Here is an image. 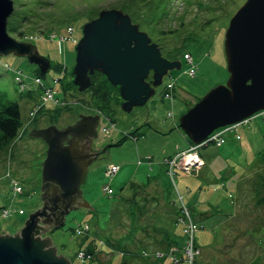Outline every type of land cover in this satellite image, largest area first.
Returning <instances> with one entry per match:
<instances>
[{
	"label": "rangeland",
	"instance_id": "1",
	"mask_svg": "<svg viewBox=\"0 0 264 264\" xmlns=\"http://www.w3.org/2000/svg\"><path fill=\"white\" fill-rule=\"evenodd\" d=\"M12 1L15 7V1ZM117 1L70 0L67 3L68 0H50L47 6H37L35 12L41 17L49 10L51 15L66 12V22L51 30L45 28L44 22L39 19L34 25L29 24L31 27L17 24L15 31L8 33L17 41L31 43L50 63L51 68L39 79L56 95L53 100L45 102L42 109L39 107L41 111L37 115L29 112L35 113L37 106L41 105L42 88L35 82L36 78L38 80L35 73L38 67L30 64L25 57H0V92L9 100L19 103L24 124L12 146L0 152V235L13 236L19 232L29 215L43 204L41 163L47 147L41 139L28 134L33 129H42L51 124L62 129L74 124L79 114L99 115L97 137L91 142V150L100 153L88 167L86 181L82 186V197L89 207L71 210L62 227L46 233L57 255L68 258L72 264H121L123 257L120 251L123 250L132 254L146 252L148 256L144 257L145 260L138 257L132 260L134 264H148L153 261L155 250L161 248V233L157 229L162 227L166 230L171 228L173 239L181 244L180 226L174 223L173 208L170 205L175 200V194L170 188L167 175H162L157 164L187 145L185 135L177 128L182 113L197 98H201L215 86L226 83L229 75L224 54L225 33L230 18L245 2L172 0L170 14L155 26L153 23L140 25L136 21L140 19L139 16L149 14V0H139L133 6H128L129 9L134 8L135 16L128 11L123 12L131 17L134 24L139 25L140 31L149 35L162 57L180 61L181 68L169 71L163 77L162 84L156 87L154 95L144 106L135 107L126 113L122 111L118 101L112 98L101 113L90 92H79L70 85L72 78L64 73L63 68L67 67L68 72L74 68L76 48L82 38L84 24L95 19L99 12L113 9L109 7ZM199 3L205 6L198 9ZM182 21L183 25L180 26ZM208 21L210 22L206 24ZM160 30L174 32L161 35L158 32ZM24 31L32 32L25 36ZM19 32L24 33L22 37L18 36ZM57 65L63 66L60 72L53 68ZM190 66L197 68L195 76L188 74ZM15 72H21V83L15 77ZM169 82L174 85L173 98L163 97L164 88ZM22 90L24 91L21 92ZM58 109L60 112L57 119L51 120L49 116ZM263 115L264 113L257 114L260 117H255L250 124L239 128L241 143L234 141L230 134L221 148L214 145L200 148L198 152L204 160L205 173L199 177V173L196 176L177 171L176 183L181 192L185 191V182L192 188L198 184L204 187L203 191H197L198 197L202 192H209L208 197L211 195L213 203L222 198L230 203L226 192L219 189L223 181L227 192L231 191L233 195L229 217V212L219 213L212 220L198 222L199 227L203 228L196 233V242L202 250L200 261L205 264H264V210L253 206L251 192L257 182L256 174L251 170L252 162L264 145ZM134 135L137 139L133 138ZM249 136L253 137V141H248ZM146 158L151 160L146 161ZM149 163L155 169L159 168L157 176L158 186L161 188L157 192V201L152 198V189L145 191L147 196L139 194L148 203L142 202L146 209L136 219L132 216L136 207L127 202V199L135 195L128 184L146 183L149 176V168L146 166ZM113 165L119 167L118 172L106 177V169ZM7 173L21 185L24 194L14 195ZM209 179L212 181L209 182ZM239 179L241 181L238 183ZM236 183L239 185L237 192ZM104 186L111 188L113 194L106 195L103 192ZM134 198L139 202L140 196L136 194ZM4 207L7 216L1 211ZM78 226H85L87 234L75 235L73 230ZM107 242L114 245L115 249L108 246ZM91 245L100 251L93 260L86 259L82 262L76 258L78 250H85ZM157 264H172V261L165 257Z\"/></svg>",
	"mask_w": 264,
	"mask_h": 264
},
{
	"label": "water",
	"instance_id": "2",
	"mask_svg": "<svg viewBox=\"0 0 264 264\" xmlns=\"http://www.w3.org/2000/svg\"><path fill=\"white\" fill-rule=\"evenodd\" d=\"M13 11L12 0H0V57H25L45 74L51 68L49 61L35 46L8 34L7 22ZM224 54L229 75L226 83L209 90L179 118L180 130L195 145L219 128L264 111V0H245L230 18ZM180 68L179 61L162 57L157 45L128 14L111 9L84 24L72 75L79 92L89 88L95 72L104 75L118 87L120 108L129 113L147 103L169 71ZM98 124L99 115L79 114L76 122L65 128L50 125L28 134L47 147L41 163L43 204L19 232L0 235V264H70L57 255L48 236H41L62 227L71 210L89 207L82 186L88 167L100 153L91 150Z\"/></svg>",
	"mask_w": 264,
	"mask_h": 264
},
{
	"label": "trees",
	"instance_id": "3",
	"mask_svg": "<svg viewBox=\"0 0 264 264\" xmlns=\"http://www.w3.org/2000/svg\"><path fill=\"white\" fill-rule=\"evenodd\" d=\"M14 1H15L14 12L10 16V18L8 19V23H7V32L9 34L11 32L15 31V28H16L15 26L17 24H26L27 27H31L29 24L34 25L33 23L39 22V19H41L44 22V24L46 25L45 28H50L52 30V29L57 28L59 25L63 24L64 22H66V19L68 18L67 17L68 15H67L66 12L63 13L62 15H51L50 14L51 11L49 10L42 17H41V15L38 14V12H35V10H37V6H39V5L40 6L42 5L43 7L47 6V4L50 3V0H14ZM63 1H67V0H63ZM69 1L70 0H68L67 3H69ZM138 1L139 0H118L115 5H112L109 8L110 9L111 8H113V9L115 8L116 10H120V11L122 10V12L123 11L124 12L128 11V12H130L131 14H133L135 16L134 8L132 9V7H131L130 8L132 10L131 11L128 8V6H133L134 3H137ZM174 1L176 2L177 0H174ZM43 3H46V5H43ZM149 3H151L148 6L149 7V9H148L149 14H147V16L146 15L139 16L138 18H140V19L136 20L140 25L144 24V26H147V25H150V24L153 23V26H155L157 23H160V21L162 19H164V17H167L168 13L170 14V5L172 4V0H149ZM231 3H234V2L232 1ZM204 6L205 5H202V4L199 3L198 4V9H201ZM32 12H33V14H32ZM52 16H55V17H52ZM47 18H49V21H48ZM131 21H132V19H131ZM194 21L197 23V20H194ZM26 22H31V23H26ZM209 22L210 21L206 22V24L209 23ZM132 23H133V21H132ZM206 24H204V25H206ZM179 25L182 26L183 25V21L180 22ZM199 26H201V25H199ZM201 28L203 29V26ZM24 32L26 33V31H24ZM27 32L28 33H26L25 36H29L31 34L30 32H32V31H27ZM47 32H49V31L47 30ZM158 32L161 33V35H166L168 33L171 34L174 31H169L168 32V31H161L160 30ZM23 34H24L23 32H19L18 36L22 37ZM62 67H63L62 65H57V66H55L53 68L60 72ZM63 70H64L65 74H67V75L71 76V78H73L72 71L68 72L67 71V67L63 68ZM188 70L189 71H187V72L191 76H195L196 75V72H195V70H197L196 67L192 68L190 66V69H188ZM191 72H192V74H191ZM35 73L38 76V79L44 77V74L40 73L38 68L35 70ZM19 74L21 76V72H19ZM36 81H37V78L35 79V82ZM147 81L151 82V78L149 77L147 79ZM21 82L22 81L20 80V83ZM70 85L73 86L77 90V87H75L73 85L72 81H70ZM87 91L91 93V96L93 97V100L96 99V100H94V102L98 105L97 109L101 113L103 112L102 109H105L107 107V105L111 102L112 98H115L118 101V103L121 104V99H120L119 93H118V87L117 86L116 87L112 86L108 82L106 77L104 75L98 73V72H95L90 77V86L84 92H87ZM173 94H174V87L172 89H170L166 85L165 88H164V91H163V97H166V98H171L172 97L173 98ZM199 100H200V98H197L195 100V103H197ZM192 106H189V108H191ZM59 112H60V109H58L56 111H53L52 115H50L49 118L51 120L54 119V118L57 119ZM29 114H30V112H29ZM169 116H172V114H169ZM242 125H248V123L247 124H242ZM242 125L237 127V129H239ZM23 126H24V124H23L22 118H21V112H20L19 103L16 102V101H13V100H9L2 92H0V152L4 151L6 149H9L12 146L13 141L18 137L19 132L21 131V129H23ZM177 128L180 130L179 122H178ZM225 128H227V127H225ZM225 128L219 129L217 131H214L213 133L221 132ZM131 134H133V133H131ZM230 134L233 136V138H236V139L238 138V135H237L238 133H236V130L227 129L226 131H223L220 134V137H221V140H222V143L220 145H216L215 142H207L204 145L197 146L196 150L198 151L200 148H205V147H207L209 145H214L215 147L219 148V147H221L222 145H224L226 143V141H227L226 139H228L227 136H229ZM133 138L137 139L135 135H134ZM185 139H186L187 144L190 147H195V145L193 146V143L190 142V140L187 138L186 135H185ZM117 144H119V142ZM186 149H184V150H186ZM181 151H183V150H181ZM175 154L172 155L171 157L164 158L163 161L161 163L157 164V165L159 167H162V169H161L162 175L163 176H165L164 174L167 175V177L169 179L170 188H172V191L175 194V200H174V202L172 201L170 203V205L173 208L172 211H173V214H174V223H175V225L180 226L182 240H181V244H180L176 239H173L172 233L170 232L171 228H170V230L164 229L165 227L164 228L162 227V229H157L158 232L161 233V237H160V240H159L161 248L158 249V250H155V251L159 252V253H163V254H165V253L168 254L170 252V254H173L172 256H175L177 259H180V260L182 259V262H184L182 247L184 246V243H185V234H184L185 226H184L183 222L180 221V218L183 217L182 215L184 214V208H186L187 211L189 212L192 224L196 228L193 240H194V245L198 249H200V248L198 247L197 242H196V233H197V230L199 228V224L196 223L193 220V217H192V214H191V208L187 204V201H186V198H185V196H187L189 194V190L185 188V191L181 192L177 188V190L175 192V183L176 182L174 183L172 181V179H170V177L168 175L169 174L168 161L173 159V157H175ZM145 160L149 161L147 158ZM151 165L149 163V166H146V167L149 168V170H148L149 176L147 177L146 183L136 184L134 182H131V183L128 184L129 188L134 191L133 194H135V195L132 196V198H130L129 200L127 199V202H129V205H131V203H132L134 205V207H136L135 208L136 212L132 213V216L136 217V219H137V217L139 215H142V213L146 209L145 208L146 205L142 204V202L148 203V202H146L147 200L144 199V196L139 195L140 193H143V194H145L147 196L145 191L147 189H152V191L154 193V195H152L153 200H156V201L158 200L157 192H159L160 188H161V186H158L159 176H157L158 175L157 171H158L159 168L156 169V172H155V170L153 169V167ZM251 170H253L254 173L256 174L255 176H256V180H257V182L254 184V186H253V188L251 190V192L253 194V201H254L253 202V206L256 209L264 210V145H263V148L259 152L256 153L255 159L252 162ZM192 175H194V174H192ZM195 175H197V174H195ZM105 176L107 177L106 171H105ZM176 176H178L177 172H176ZM240 181H241V179L238 180V183ZM164 185H166V183H164ZM169 185H168V188H169ZM238 186L239 185L236 183V192H237V190H239ZM176 187H178L177 183H176ZM136 194L138 195V197L140 196L139 202L135 201L134 197L136 196ZM179 196L182 197L181 198V202L179 201ZM236 196H237V193L235 195V198H236ZM234 202H235V199H234ZM258 227H256V228H258ZM256 228H255V230H256ZM107 244H108V246H111L112 248H114V245L112 246L111 243L107 242ZM96 251H97L96 248L94 249V246H92V245L87 247V248H85V250H84V252L86 254H88L91 257H93L92 260L95 258V256H97L96 254L100 253V251H97V252ZM161 251H164V252H161ZM181 251H182V254H181ZM120 252L122 253V257H123L121 264H134V261L132 260V258L134 259L135 257H138L140 260L144 259L141 256L142 254H140L141 251L138 252V253H134V254L129 253V252L125 251V250L120 251ZM142 252H144V251H142ZM201 255H202V252H201ZM201 255H198L196 257V264H205V263L200 261ZM159 261H161V260L158 259V260H154V261H149L148 264H157ZM101 264H110V262L101 263Z\"/></svg>",
	"mask_w": 264,
	"mask_h": 264
},
{
	"label": "built area",
	"instance_id": "4",
	"mask_svg": "<svg viewBox=\"0 0 264 264\" xmlns=\"http://www.w3.org/2000/svg\"><path fill=\"white\" fill-rule=\"evenodd\" d=\"M54 95V92H52L50 89H47L44 93V99L48 100L51 99ZM237 125H233L230 127L225 128L223 131H226L227 129H233L235 130ZM215 132L211 134L203 143L200 145H204L207 142H215L216 145H220L222 143L220 134L223 132ZM197 146L191 147L186 151H183L179 154H177L173 159L168 161V167H169V177L173 180L174 173L176 170H180L185 173H190L194 170H198L202 166V161L198 158L195 150ZM117 171V167L109 166L106 172V175H112ZM108 193L110 192L105 189ZM16 191H20L19 188H16ZM178 193V192H177ZM181 198L179 196V201L181 202ZM183 217L180 218V221L183 222L185 229V243L182 247L183 251V258L184 262H182V259H177L175 256L172 257L173 264H196V257L199 255V250H197L194 246V233L196 231L195 226L192 224L191 217L189 215V212L186 208H184V214ZM83 255L80 254L79 257H82Z\"/></svg>",
	"mask_w": 264,
	"mask_h": 264
},
{
	"label": "crops",
	"instance_id": "5",
	"mask_svg": "<svg viewBox=\"0 0 264 264\" xmlns=\"http://www.w3.org/2000/svg\"><path fill=\"white\" fill-rule=\"evenodd\" d=\"M257 117H260V116H257ZM238 132H239V129H238ZM237 135H238V138L237 139L233 138V140L241 143V136H240V134H237ZM248 141H253V137L249 136ZM188 147H189V145L187 144L186 147L183 148L182 150H184ZM221 147H219V148H221ZM179 151H181V150H179ZM169 157H171V156H169ZM153 169L156 172V169L154 167H153ZM160 169H162V167H160ZM203 173H205V163H204L203 168L199 171V175L197 174L198 177ZM201 181H203V180H201ZM208 181L211 182L212 180L209 179ZM217 182H218V180H217ZM221 183H222V186L219 189L226 192L227 199L231 200L230 203L228 202V200H226L224 198L220 199L217 203H213L211 200V195H209V197H208L209 192H207V193L202 192V194L198 197L197 191H203L204 187H201L200 185L197 184V186L195 188H192L189 186L188 183L185 182V184H186L185 188L189 190V194L187 196H185V198L191 194L188 197V199H186V201H187V204L189 205V207L191 208V214H192L193 220L196 223L203 222L204 220H212L213 216H217V214H219V213L229 212L228 217L230 216V212L232 211V208L230 207V205L231 204L233 205V201H232L233 195L231 194V191L229 193L227 192V187H226L225 183L223 181H221ZM202 197H205V199L202 200ZM192 200H194V202H192ZM196 201H199V202L196 204ZM64 258L71 262V260H69L68 258H66V257H64Z\"/></svg>",
	"mask_w": 264,
	"mask_h": 264
}]
</instances>
